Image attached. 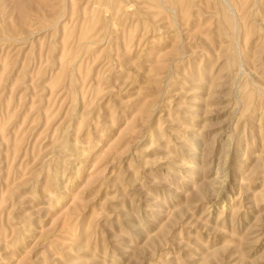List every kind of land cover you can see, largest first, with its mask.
<instances>
[{"label":"rangeland","instance_id":"obj_1","mask_svg":"<svg viewBox=\"0 0 264 264\" xmlns=\"http://www.w3.org/2000/svg\"><path fill=\"white\" fill-rule=\"evenodd\" d=\"M0 264H264V0H0Z\"/></svg>","mask_w":264,"mask_h":264}]
</instances>
